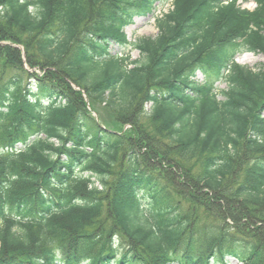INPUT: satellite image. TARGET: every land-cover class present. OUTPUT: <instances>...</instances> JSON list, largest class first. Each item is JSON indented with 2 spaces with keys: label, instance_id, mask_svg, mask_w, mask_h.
Returning a JSON list of instances; mask_svg holds the SVG:
<instances>
[{
  "label": "trees",
  "instance_id": "16d2710c",
  "mask_svg": "<svg viewBox=\"0 0 264 264\" xmlns=\"http://www.w3.org/2000/svg\"><path fill=\"white\" fill-rule=\"evenodd\" d=\"M251 1L0 0V264H264V63L235 62L264 58Z\"/></svg>",
  "mask_w": 264,
  "mask_h": 264
},
{
  "label": "rangeland",
  "instance_id": "374dc122",
  "mask_svg": "<svg viewBox=\"0 0 264 264\" xmlns=\"http://www.w3.org/2000/svg\"><path fill=\"white\" fill-rule=\"evenodd\" d=\"M238 4L243 8L247 10H254L255 9V4L251 0H238ZM171 9L170 3H167L166 5H157L154 15L151 17L147 18H137L134 20L133 25L128 26L125 28V34L127 35V39L131 43H135L137 40L141 38H155L157 36V29L155 27V17L156 18H161L163 14H166L168 10ZM124 50V51H123ZM125 55H129L130 59L132 61L137 60L140 58L138 51L134 50L133 48H125V49H120L116 45H111L110 47V53L112 55H121L123 53ZM237 64L242 65V66H247L251 69H257L258 65L264 63V58L262 55L258 54H253V53H244L241 55H238L236 57ZM38 76H42V73L38 70H36ZM196 79L202 83L205 81L203 75L201 73L197 74ZM216 93L218 94L219 100H222V96L220 95V92L223 90H226L227 86L223 81H219L216 83ZM75 89V88H74ZM89 109L93 112L94 117L99 119L102 123L112 127L113 129L119 128V126L111 122L112 118H114L113 114L106 108H104L103 104H96V105H89ZM130 126L126 125L124 127V130L128 129ZM165 163V162H163ZM232 264H238L235 261H232Z\"/></svg>",
  "mask_w": 264,
  "mask_h": 264
}]
</instances>
